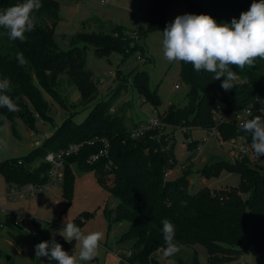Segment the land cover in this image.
I'll use <instances>...</instances> for the list:
<instances>
[{"label": "trees", "instance_id": "obj_1", "mask_svg": "<svg viewBox=\"0 0 264 264\" xmlns=\"http://www.w3.org/2000/svg\"><path fill=\"white\" fill-rule=\"evenodd\" d=\"M183 1L190 14L210 15L217 23H231L233 18L239 19L253 2ZM20 2L22 0H0V11ZM41 4L42 7L35 13L38 23L34 31L25 34V42L9 39L6 30L0 28V80L6 78L11 82L9 95L20 107V111L15 113L0 107V126L5 119L14 121L19 118L34 129L35 113L44 120H51V107L42 89L53 94L61 107L69 111L60 128L27 157V163H32L43 154L45 156L47 152L65 149L72 143H82L77 152L65 159L62 195L67 198L72 196L74 164L82 169L95 170L98 181L110 194L119 198L115 208L104 209L109 221L126 220L130 223L118 240L119 245L131 243L130 254H122L129 264H163L159 253L165 247L161 223L164 219L175 226V242L180 250L187 247L194 249L190 257L180 259L181 264H200L197 243L206 245L209 264H230L244 252L263 254L264 171L252 166L253 161L248 155L233 161L219 160L207 164L202 174L211 177L222 170L237 172L241 177L239 185L220 191L205 187L197 193H190L188 174L183 173L175 179L167 177L176 167L177 158L173 144L169 146L166 129L170 127L173 131L181 127L185 134H189L192 128L217 127L222 137L229 139L239 133L245 134L251 141V134L240 127L235 116L238 112L251 109V117L259 115L264 119V60L257 59L254 67H245L243 71L233 66L238 79L229 91L221 88L223 78L213 80L214 74L204 70L197 72L191 64L181 62V80L188 88V104H170L166 112L160 114L163 125L148 129L143 135L133 137L132 128L125 126L124 118L110 111L112 99L97 102L85 120L76 123L72 119L73 107L70 108L58 88L64 76L80 89V104L90 103L96 97L98 87L93 72L86 67L87 47L92 46L99 55L120 52L127 56L126 50L133 42L164 25L168 3L164 0L152 1L151 22L146 29L140 26L136 31L126 33L122 26L117 25L115 28L119 35L113 31L79 32L72 37V46L68 50L61 49L55 37L60 21V1L41 0ZM78 43H83V46ZM20 54L26 61L24 66L18 63ZM132 83L144 97V102L160 103L159 94L149 85L146 71L137 72ZM105 143H108V154L90 162L89 158L105 148ZM189 146L192 142L188 143ZM49 168L47 161L35 170L23 166L22 159H7L0 163L7 187L28 183L44 185L49 180ZM92 214L84 212L74 218L73 223L81 228ZM53 239L73 255L75 240L67 242L58 235L48 242ZM49 262L57 264L56 261Z\"/></svg>", "mask_w": 264, "mask_h": 264}, {"label": "rangeland", "instance_id": "obj_2", "mask_svg": "<svg viewBox=\"0 0 264 264\" xmlns=\"http://www.w3.org/2000/svg\"><path fill=\"white\" fill-rule=\"evenodd\" d=\"M59 1L60 21L55 29V37L63 50H68L72 46V37L79 32L113 31L119 35V31L115 28L117 25L122 26L124 31L129 33L136 31L140 26L146 29L151 22L150 8L153 0H111L104 3H101V0ZM164 1L168 3L164 25L149 31L139 41L133 42L126 50L127 56L124 57L120 52L99 55L92 46L87 47L86 67L93 72L98 87V93L90 103L80 104L82 101L80 89L64 76L58 88L64 95L65 101L71 105L70 108H74H72V119L76 123L83 122L93 106L101 100L112 99L110 111L122 116L128 128L145 125L159 114L166 112L170 104L178 106L188 104V88L181 80V62L166 60L163 55L162 40L164 29L177 16L190 14V10L183 0ZM78 44L83 46V43ZM140 71L148 73L149 85L160 97L158 105H154L151 101L144 102V97L132 83L134 75ZM177 84L178 87H176ZM42 91L51 107V120H44L35 113V128L30 129L22 119L16 118L14 121L5 119L0 126V141H6L7 148L0 146V163L7 159H22L23 166L35 170L46 161L44 154L32 163H27L26 159L33 150L44 143L46 138L60 128L69 111H65L49 91L45 89ZM166 133H168L169 146L173 144L177 158L176 167L172 168L167 177L175 179L183 173L188 174V190L193 194L205 187L212 191H220L239 185L241 177L237 172L222 170L220 174L208 177L202 174V170L207 164L219 160L242 159L244 154L241 147L251 142L245 134L238 133L228 139L220 136L217 127L192 128L189 134H185L181 127L173 131L168 127ZM189 142H192V146L188 148ZM252 161V166L264 171V156L256 157ZM73 172L75 175L71 198L62 195L63 182L55 186L46 185L41 192L38 191L26 198L25 201L32 209L25 211L28 213V218L21 224L24 234L19 238L23 244L16 239L17 235L14 233L18 231L14 228H9L12 233L7 232L6 228L3 231L0 230V264H34L33 244L36 238L30 236L31 232L41 233L46 226L52 224L73 223L74 218L84 212L93 214L87 217L81 228L86 224L100 232L108 230L111 222L104 208H115L119 198L110 194L108 189L98 181L95 170L82 169L74 164ZM6 189L7 182L0 171V194H4ZM26 209H30L29 206ZM111 225L115 229L114 234L118 233L121 236L128 230L130 223L126 220L113 221ZM55 236L58 235L53 237ZM130 247V242L119 245V248L123 249V254H128ZM196 250L200 264H209L206 245L197 243ZM193 251L194 249L190 247L183 248L174 256L167 258L164 257L163 252H160L159 259L163 264H181L180 259H187ZM230 264H264V253L244 252Z\"/></svg>", "mask_w": 264, "mask_h": 264}, {"label": "clouds", "instance_id": "obj_3", "mask_svg": "<svg viewBox=\"0 0 264 264\" xmlns=\"http://www.w3.org/2000/svg\"><path fill=\"white\" fill-rule=\"evenodd\" d=\"M105 0H101L104 3ZM42 7L41 0L22 2L0 11V28L6 30L9 39L25 42L26 33L34 31L38 18L36 12ZM163 55L169 62L191 64L194 70L212 73L213 80H221V88L231 90L238 79L233 66L243 71L254 67L257 59L264 60V0H253L249 10L242 12L239 19L231 23H217L210 15L185 14L177 16L163 31ZM21 66L26 64L22 54L17 57ZM12 91L8 79L0 80V107L9 112L20 111L17 101L9 95ZM240 127L251 134V148L257 157L264 156V119L257 115L243 121ZM0 146L7 148L6 141ZM162 235L165 247L164 257H172L180 251L175 242V226L162 220ZM65 241L79 243L78 255L66 252L55 239L35 245V256L46 257L57 264H80L95 258L103 233H83L72 222H67L59 232Z\"/></svg>", "mask_w": 264, "mask_h": 264}, {"label": "built area", "instance_id": "obj_4", "mask_svg": "<svg viewBox=\"0 0 264 264\" xmlns=\"http://www.w3.org/2000/svg\"><path fill=\"white\" fill-rule=\"evenodd\" d=\"M111 0H105V2H110ZM179 85L177 84L176 87ZM251 109H246L243 112H238L235 116L239 125L247 119H251ZM162 119L160 114L150 122L146 123L141 127H133L131 129V135L133 137H137L143 135L148 129L159 127L162 124ZM249 145L242 146L241 150L244 155H248L252 160L256 159V155L254 154L253 149L251 148V143ZM82 143H72L67 148L61 149L59 151H50L46 154V161L50 163L49 168V180L46 184H34L28 183L23 186H19L17 184L11 185L7 187L6 192L4 194H0L8 197L9 199H24L28 198L32 194L42 191L44 186H55L62 182L64 177V166H65V159L68 155L73 152H76L80 149ZM108 154V143H105V148L101 149L99 153L93 154L89 161H95L100 156ZM0 213H2V217H0V230L9 229V228H18L21 227V224L25 222L28 218V213L16 208H9L8 206L0 203ZM11 225V226H10ZM36 234V232H34ZM130 254V252L128 253Z\"/></svg>", "mask_w": 264, "mask_h": 264}, {"label": "crops", "instance_id": "obj_5", "mask_svg": "<svg viewBox=\"0 0 264 264\" xmlns=\"http://www.w3.org/2000/svg\"><path fill=\"white\" fill-rule=\"evenodd\" d=\"M24 199H9L8 197L2 195L0 197V203L8 206L9 208H16L21 209L23 211H30L32 207L28 205V203ZM30 209H26V208ZM107 208V207H106ZM105 209V208H104ZM109 220V219H108ZM65 227V225H48L45 227V229L42 230L41 233L37 232L34 234V231L31 232L33 236L32 238H36L34 241V257L33 262L34 264H51L45 257H36L35 256V245H37L40 242L49 241L54 235H59V232ZM23 227H19L17 238L18 242L20 244H23L20 240V236L23 237L22 229ZM81 231L85 234L97 231L95 228L88 227V225H84L82 228H80ZM9 232V229L6 230ZM115 229H113L111 223L108 230L103 231V240L100 242V247L98 249L97 255L95 258L89 262H80V264H129L125 258L122 256L123 249L119 248L118 240L120 238L119 234H114ZM10 233V232H9ZM112 233V237L110 238V234ZM16 235V234H15ZM122 235V234H121ZM37 236V237H36ZM79 251V243L75 241V250L73 252V255H78Z\"/></svg>", "mask_w": 264, "mask_h": 264}]
</instances>
